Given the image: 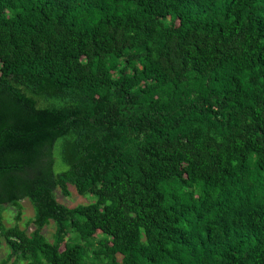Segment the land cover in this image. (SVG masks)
<instances>
[{
	"label": "trees",
	"instance_id": "trees-1",
	"mask_svg": "<svg viewBox=\"0 0 264 264\" xmlns=\"http://www.w3.org/2000/svg\"><path fill=\"white\" fill-rule=\"evenodd\" d=\"M4 243L0 264H264V0H0Z\"/></svg>",
	"mask_w": 264,
	"mask_h": 264
},
{
	"label": "rangeland",
	"instance_id": "rangeland-1",
	"mask_svg": "<svg viewBox=\"0 0 264 264\" xmlns=\"http://www.w3.org/2000/svg\"><path fill=\"white\" fill-rule=\"evenodd\" d=\"M70 196H64L60 190H58L57 198L60 202L65 204L68 207H75L80 204H88L94 201L93 197L91 196H80L76 189L72 186H70ZM23 211H22V221L18 224L21 229H24L26 227V222L28 219H31L34 217V209L32 204L29 202V200H23L21 202ZM17 210L6 206V211L3 214V223L6 227H13L16 224L15 216H16ZM34 229V226L31 225L30 228H28V232H32ZM55 231V225L52 223L50 226H47L43 229V234L46 238L49 240L52 239L53 233ZM9 254V249L7 248L6 244L4 243L2 248L0 249V262L5 260ZM14 261V258H12L11 262ZM17 264H26L23 261H19Z\"/></svg>",
	"mask_w": 264,
	"mask_h": 264
}]
</instances>
